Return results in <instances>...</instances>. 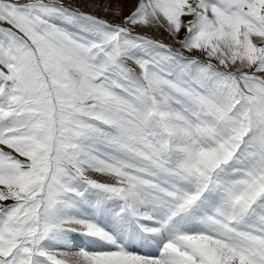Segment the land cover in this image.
<instances>
[{"label":"snow or ice","instance_id":"snow-or-ice-1","mask_svg":"<svg viewBox=\"0 0 264 264\" xmlns=\"http://www.w3.org/2000/svg\"><path fill=\"white\" fill-rule=\"evenodd\" d=\"M0 264H264V0H0Z\"/></svg>","mask_w":264,"mask_h":264},{"label":"rangeland","instance_id":"rangeland-1","mask_svg":"<svg viewBox=\"0 0 264 264\" xmlns=\"http://www.w3.org/2000/svg\"><path fill=\"white\" fill-rule=\"evenodd\" d=\"M86 10H90V9H86ZM97 14L98 15H104L102 12H100V11H97ZM110 18V17H109ZM162 36H160L159 38H161ZM164 38V37H163Z\"/></svg>","mask_w":264,"mask_h":264},{"label":"bare ground","instance_id":"bare-ground-1","mask_svg":"<svg viewBox=\"0 0 264 264\" xmlns=\"http://www.w3.org/2000/svg\"><path fill=\"white\" fill-rule=\"evenodd\" d=\"M161 38H163V36Z\"/></svg>","mask_w":264,"mask_h":264}]
</instances>
